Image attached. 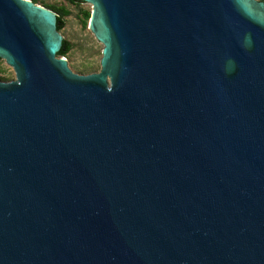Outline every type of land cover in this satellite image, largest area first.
<instances>
[{
	"label": "water",
	"instance_id": "obj_1",
	"mask_svg": "<svg viewBox=\"0 0 264 264\" xmlns=\"http://www.w3.org/2000/svg\"><path fill=\"white\" fill-rule=\"evenodd\" d=\"M0 0V264H264V0Z\"/></svg>",
	"mask_w": 264,
	"mask_h": 264
},
{
	"label": "rangeland",
	"instance_id": "obj_2",
	"mask_svg": "<svg viewBox=\"0 0 264 264\" xmlns=\"http://www.w3.org/2000/svg\"><path fill=\"white\" fill-rule=\"evenodd\" d=\"M37 4L63 7L66 14L61 17V26L58 29L63 42L68 48L64 57L69 68L78 74H87L99 69L101 44L95 40L87 28L89 18L84 13H90V5L86 2L70 0H36ZM45 7V6H44ZM62 42V43H63ZM14 78V72L3 59H0V80L8 81Z\"/></svg>",
	"mask_w": 264,
	"mask_h": 264
},
{
	"label": "trees",
	"instance_id": "obj_3",
	"mask_svg": "<svg viewBox=\"0 0 264 264\" xmlns=\"http://www.w3.org/2000/svg\"><path fill=\"white\" fill-rule=\"evenodd\" d=\"M33 2H36V0H32ZM73 2H79L80 0H70ZM45 7L53 10L56 12L57 14V28L59 29L61 26V17L62 15L66 14V10L63 7H56L54 5H44ZM90 13L89 12H85L84 13V18H89ZM68 48L66 47V44H64V42L62 43V46L60 47L57 55L59 56H65V54L67 53Z\"/></svg>",
	"mask_w": 264,
	"mask_h": 264
}]
</instances>
